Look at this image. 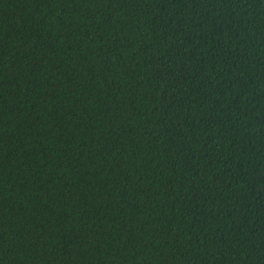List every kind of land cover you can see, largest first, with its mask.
I'll return each mask as SVG.
<instances>
[{
    "label": "trees",
    "instance_id": "obj_1",
    "mask_svg": "<svg viewBox=\"0 0 264 264\" xmlns=\"http://www.w3.org/2000/svg\"><path fill=\"white\" fill-rule=\"evenodd\" d=\"M0 264H264V0H0Z\"/></svg>",
    "mask_w": 264,
    "mask_h": 264
}]
</instances>
